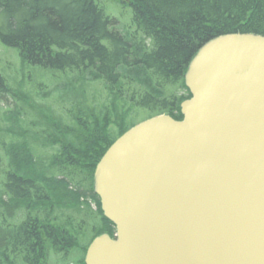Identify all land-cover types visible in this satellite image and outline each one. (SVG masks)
<instances>
[{"label": "trees", "instance_id": "trees-1", "mask_svg": "<svg viewBox=\"0 0 264 264\" xmlns=\"http://www.w3.org/2000/svg\"><path fill=\"white\" fill-rule=\"evenodd\" d=\"M102 1L0 0V46L15 53L22 73L47 79L50 87L36 89L41 100L61 101L31 121L41 125L36 139L50 148L47 159L21 138L30 124L5 152L0 141V264H47L49 257L71 264L76 251L72 264H84L91 240L114 230L93 193V171L137 124L133 113L181 120L180 103L190 98L183 75L196 51L223 34L264 36V0H123L117 10L125 18L111 16ZM17 115L16 107L6 113L12 124Z\"/></svg>", "mask_w": 264, "mask_h": 264}, {"label": "water", "instance_id": "water-1", "mask_svg": "<svg viewBox=\"0 0 264 264\" xmlns=\"http://www.w3.org/2000/svg\"><path fill=\"white\" fill-rule=\"evenodd\" d=\"M182 119H146L93 172L115 237L84 264H264V36L205 42L183 76Z\"/></svg>", "mask_w": 264, "mask_h": 264}, {"label": "rangeland", "instance_id": "rangeland-1", "mask_svg": "<svg viewBox=\"0 0 264 264\" xmlns=\"http://www.w3.org/2000/svg\"><path fill=\"white\" fill-rule=\"evenodd\" d=\"M123 0H103V5L107 4V7H111V12H108L111 16L114 18H125L126 13L122 11V15H119V2ZM119 9V10H117ZM110 10V9H109ZM122 21V20H121ZM120 21V22H121ZM21 65L20 62L15 55L14 52L10 50H3V48L0 46V69L4 73V75L7 78V83L5 84V87H7V91L3 92L2 95H0V141L2 140V137H5V143L3 146V151L5 152L6 149H8L9 145H15V142H12L11 140L12 137L16 136V133L19 132L20 128H27L28 125L30 124L31 128L34 126L32 125L31 121L34 122V120H39V111L43 109L46 111L49 106L55 105L53 103L55 101L54 96L56 97L57 95H52L49 100H41L39 96L36 94V89L38 87H42V84H47L48 86L50 85L49 82H47V79L42 77L40 74H36L34 71H24L22 73L20 69ZM53 82V81H52ZM53 85H58L55 82ZM50 87V86H49ZM95 87L100 88L99 84H95ZM169 90H174V88H168ZM94 93L95 95L98 94L97 91L91 92ZM14 94V96H13ZM22 97L26 98L27 104L24 102V100L19 101ZM63 97L65 98V94H63ZM58 101L56 105L60 104ZM102 102V101H101ZM100 102V103H101ZM67 106V104H65ZM18 110V123L12 124L7 120L6 113L7 115L9 114L10 110L15 108ZM57 107V106H56ZM6 112V113H5ZM134 117H137L135 119V122H140L142 121L145 116L144 115V110H137L133 113ZM33 119V120H32ZM36 124V123H35ZM39 126L34 127L30 130H27L23 132L21 135L22 140L28 141V145L34 144L36 153L39 152L40 150L45 152L43 157L41 159H47L48 156L51 155L50 148L47 146H44L43 142H39L36 138V133L35 131L38 130L41 125L37 124ZM12 127L10 130V133H8V128ZM17 142V141H16ZM29 146V147H30ZM37 147V148H36ZM5 156V153L3 154ZM54 157V156H52ZM4 163V160L3 162ZM57 177H62V175ZM1 184V183H0ZM0 190L1 185H0ZM3 193V192H2ZM83 199V198H82ZM81 199V200H82ZM90 207L94 210L95 206L92 201L89 202ZM15 220L20 221V212H15L14 213ZM6 221H9L8 219H5ZM84 244V243H82ZM81 256V253L76 251L74 254L71 253V256L69 257V263H73L74 260H78ZM50 260V263H49ZM55 258H48V261L45 260L47 264H56L55 263Z\"/></svg>", "mask_w": 264, "mask_h": 264}]
</instances>
